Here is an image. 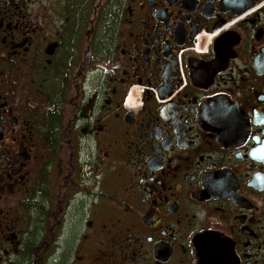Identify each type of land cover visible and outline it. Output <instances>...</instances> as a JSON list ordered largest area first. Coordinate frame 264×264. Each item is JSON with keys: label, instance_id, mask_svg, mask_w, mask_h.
Listing matches in <instances>:
<instances>
[{"label": "flooded vegetation", "instance_id": "af4514ba", "mask_svg": "<svg viewBox=\"0 0 264 264\" xmlns=\"http://www.w3.org/2000/svg\"><path fill=\"white\" fill-rule=\"evenodd\" d=\"M210 237L264 264V0H0V264Z\"/></svg>", "mask_w": 264, "mask_h": 264}, {"label": "water", "instance_id": "95a60500", "mask_svg": "<svg viewBox=\"0 0 264 264\" xmlns=\"http://www.w3.org/2000/svg\"><path fill=\"white\" fill-rule=\"evenodd\" d=\"M201 260L199 264H230L232 246L222 238H208L200 245Z\"/></svg>", "mask_w": 264, "mask_h": 264}]
</instances>
